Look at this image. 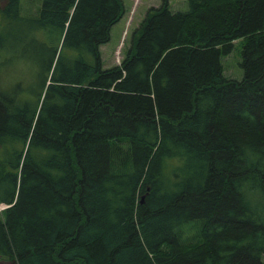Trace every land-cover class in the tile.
<instances>
[{"label":"trees","instance_id":"trees-1","mask_svg":"<svg viewBox=\"0 0 264 264\" xmlns=\"http://www.w3.org/2000/svg\"><path fill=\"white\" fill-rule=\"evenodd\" d=\"M29 1L0 0V261L264 264V0H162L109 69L121 0Z\"/></svg>","mask_w":264,"mask_h":264},{"label":"rangeland","instance_id":"rangeland-1","mask_svg":"<svg viewBox=\"0 0 264 264\" xmlns=\"http://www.w3.org/2000/svg\"><path fill=\"white\" fill-rule=\"evenodd\" d=\"M124 7V15L122 19L115 24L110 31L109 41L100 47V54L103 69H109L115 65H119L123 60L127 48L130 46V39L133 31L142 23L147 11L155 6L162 5V0H121ZM29 0H21L23 9L28 11L27 6L31 7ZM169 8L173 12L185 11L186 0H168ZM36 7H32V12ZM146 11V12H145ZM37 46H32V51L37 50ZM241 50L242 42H235L231 53L227 56L221 57V64L223 67V74L226 79L241 81L243 78V69L241 67ZM33 57V53H32ZM22 63L24 65L34 66L32 58H27L16 61V64ZM25 66V67H30ZM19 74V73H18ZM26 77L30 75V69L25 70ZM9 80L11 78H8ZM30 105V103H29ZM139 199V198H138ZM143 196L140 197V203ZM0 264H12L11 262H1Z\"/></svg>","mask_w":264,"mask_h":264},{"label":"crops","instance_id":"crops-1","mask_svg":"<svg viewBox=\"0 0 264 264\" xmlns=\"http://www.w3.org/2000/svg\"><path fill=\"white\" fill-rule=\"evenodd\" d=\"M160 5V4H159ZM159 5L158 6H155V8H158L159 7ZM151 7H152V5H151ZM151 7H149V8H151ZM146 12V11H145Z\"/></svg>","mask_w":264,"mask_h":264},{"label":"water","instance_id":"water-1","mask_svg":"<svg viewBox=\"0 0 264 264\" xmlns=\"http://www.w3.org/2000/svg\"><path fill=\"white\" fill-rule=\"evenodd\" d=\"M141 202H142V199H141Z\"/></svg>","mask_w":264,"mask_h":264}]
</instances>
